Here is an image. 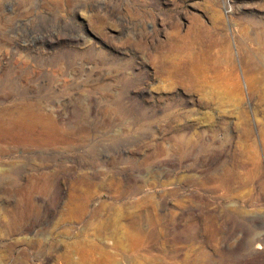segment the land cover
I'll list each match as a JSON object with an SVG mask.
<instances>
[{
	"label": "rangeland",
	"instance_id": "374dc122",
	"mask_svg": "<svg viewBox=\"0 0 264 264\" xmlns=\"http://www.w3.org/2000/svg\"><path fill=\"white\" fill-rule=\"evenodd\" d=\"M251 263L264 0H0V264Z\"/></svg>",
	"mask_w": 264,
	"mask_h": 264
},
{
	"label": "bare ground",
	"instance_id": "6f19581e",
	"mask_svg": "<svg viewBox=\"0 0 264 264\" xmlns=\"http://www.w3.org/2000/svg\"><path fill=\"white\" fill-rule=\"evenodd\" d=\"M88 105V104H87ZM92 112V111H91ZM94 113V112H93ZM91 114V113H90ZM252 248V247H251ZM253 250H252V254H251V256L253 257V261H254V256H259V251H260V249H261V247L257 244L255 247H253L252 248ZM250 256V257H251ZM248 257V256H247ZM249 258V257H248ZM244 263V262H243ZM248 263V262H247ZM249 263H250V261H249ZM252 264V263H251Z\"/></svg>",
	"mask_w": 264,
	"mask_h": 264
}]
</instances>
